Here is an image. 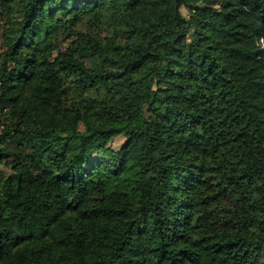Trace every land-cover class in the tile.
I'll use <instances>...</instances> for the list:
<instances>
[{
    "label": "trees",
    "instance_id": "1",
    "mask_svg": "<svg viewBox=\"0 0 264 264\" xmlns=\"http://www.w3.org/2000/svg\"><path fill=\"white\" fill-rule=\"evenodd\" d=\"M0 27V264H264V0H0Z\"/></svg>",
    "mask_w": 264,
    "mask_h": 264
},
{
    "label": "rangeland",
    "instance_id": "2",
    "mask_svg": "<svg viewBox=\"0 0 264 264\" xmlns=\"http://www.w3.org/2000/svg\"><path fill=\"white\" fill-rule=\"evenodd\" d=\"M183 12L186 13L185 9H182ZM1 27H0V49L2 48V35H1ZM187 44V41L185 42ZM239 57L241 58H245V55H240ZM123 138L122 137H116L113 141H112V145L117 147L121 142H122Z\"/></svg>",
    "mask_w": 264,
    "mask_h": 264
}]
</instances>
